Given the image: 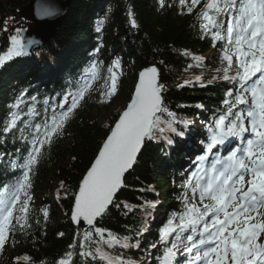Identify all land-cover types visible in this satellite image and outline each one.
Returning a JSON list of instances; mask_svg holds the SVG:
<instances>
[{"label":"trees","instance_id":"1","mask_svg":"<svg viewBox=\"0 0 264 264\" xmlns=\"http://www.w3.org/2000/svg\"><path fill=\"white\" fill-rule=\"evenodd\" d=\"M154 1L72 0L58 34L43 52L30 59L14 57L0 67V186L16 181L21 170L13 164L22 163L30 150L28 141L22 140L18 132L15 136L2 132L9 114L16 111L11 106L18 98L23 97L25 101L20 106L22 112H27L33 104L31 97L37 98L34 106L39 115L33 124H38L51 113L44 100L58 105L67 93L77 90L90 67L91 53L94 61L101 64L102 74L107 72L115 53L129 63L132 74L150 65L158 68L160 84L164 86V106L175 113L177 123L174 127L182 135L166 132L148 141L138 164L126 176L125 187L113 207L96 226L105 230V240L108 233H112L128 237L130 244L138 243L139 247L108 248L93 230L96 243L88 249L100 247L133 264H159L163 249L157 243L161 227L155 215L163 213L168 220L172 213L182 208L183 191L175 187L169 173L175 154L187 135L184 130L203 110H210L213 119L218 116L225 107L226 92L235 88L222 78L223 42L213 41L211 36L203 34L201 27L197 28L202 22L198 13L205 0H201L190 14L179 0H165V6L159 4L158 8ZM29 2L0 0V55L11 46L10 37L23 27L21 13ZM108 2H112L109 8L106 7ZM103 11L108 20L102 33L104 46H101L96 41L100 32L96 31L95 21ZM133 19L136 27L132 26ZM195 55L200 56V62L193 58ZM134 77L131 75V79L123 83L126 99ZM110 108L111 104L101 100L100 92L91 91L67 123L63 135L54 138L50 147L46 146L43 158L31 174L30 226L24 229L17 226L6 250L0 253V264H57L69 251L76 253L72 264H101L98 258L79 256V245L85 242L84 233L74 229L70 214L79 184L114 122L111 118L101 125L95 115L108 113ZM168 139L172 140L171 144ZM157 200L155 208L146 207L148 202L156 205ZM43 210H47V218ZM154 243L155 248L152 247ZM71 244H76V249H70ZM181 252L177 254L178 264H184ZM25 255L30 261L18 262V258Z\"/></svg>","mask_w":264,"mask_h":264},{"label":"snow or ice","instance_id":"2","mask_svg":"<svg viewBox=\"0 0 264 264\" xmlns=\"http://www.w3.org/2000/svg\"><path fill=\"white\" fill-rule=\"evenodd\" d=\"M179 3L190 14L201 0H179ZM160 4L164 7L165 0H160ZM42 13L51 15L52 11L43 8ZM198 17L203 34L223 42L222 60L227 66L222 78L235 88L226 92L225 107L209 126L205 154L198 157L200 166L183 184L182 208L172 213L159 230L157 243L163 249L159 264H178L177 254L181 251L188 254L186 264H264V0H205ZM103 23V20L97 23V32H101ZM131 23L137 26L134 19ZM19 32L10 37L11 46L0 55V67L14 57L29 55L36 43ZM101 67L98 62L92 63L77 90L67 93L62 103L50 105L44 100L51 113L41 123L33 124L39 115L34 106L35 96L31 97L33 104L27 112L20 108L25 103L23 97L11 106L16 111L9 114L2 132L13 136L18 132L22 140L28 141L30 150L22 163L13 164L21 175L15 182L0 186V253L6 250L10 234L17 226L21 229L30 226L31 174L43 158L46 146L50 147L54 138L63 135L76 109L93 91L94 82L103 81L101 100L116 95L120 62L117 60L107 68V76L101 75ZM233 70L234 74L229 75ZM163 88L155 67L140 72L131 102L111 128L75 195L72 220L94 228L108 248L139 247L138 243L130 244L128 237L112 233L105 240V230L95 227V222L113 204L125 173L133 167L145 142L166 132L182 135L174 127L175 113L164 106ZM24 116L28 119H23ZM232 141L238 143L226 156H213L214 149ZM168 143L172 140L168 139ZM155 206L154 202L146 205ZM43 215L47 218V210H43ZM83 240L87 243H80V257L98 258L101 264H133L100 247L88 250L96 243L91 230L85 231ZM76 247L69 245L70 249ZM75 254L65 253L57 264H72ZM20 260L29 262L30 257L25 255Z\"/></svg>","mask_w":264,"mask_h":264},{"label":"water","instance_id":"3","mask_svg":"<svg viewBox=\"0 0 264 264\" xmlns=\"http://www.w3.org/2000/svg\"><path fill=\"white\" fill-rule=\"evenodd\" d=\"M71 1L72 0H31L30 4L26 8L23 9L22 16L30 24L28 25L29 27L28 31L23 32L21 36L27 40H32L36 42L33 44L32 48L29 50V53L34 52L44 47L56 36V34L58 33L60 29L61 23L64 19L67 8L70 5ZM43 8L50 9L52 11V14L44 15L42 13ZM138 81H139V76H138ZM138 81H137V84H138ZM134 93H135V89H134ZM133 96L134 94L132 95V97ZM131 169H129V171L125 173V175H127L131 171ZM72 222L74 226L76 227L90 228V226H88L83 221H81L79 224L74 222L73 220Z\"/></svg>","mask_w":264,"mask_h":264},{"label":"rangeland","instance_id":"4","mask_svg":"<svg viewBox=\"0 0 264 264\" xmlns=\"http://www.w3.org/2000/svg\"><path fill=\"white\" fill-rule=\"evenodd\" d=\"M157 4H158L157 1H154V5L157 6ZM120 66H121L120 69L117 70L119 72V81H118L117 93H116V95H114L110 98H107L111 103L110 111L108 113H99V114L95 115L97 122L101 125H104L107 122V120L114 118L116 116V114L127 105V103H126L127 101L124 100V98L126 96V94H125L126 93V87L123 86V83L125 82V80L131 79V75H130L131 70L129 68H127L124 64H120ZM102 82L103 81L100 80V81L94 82V84L100 86L102 84ZM197 122L201 123L198 120H197ZM212 124L213 123H211V125ZM199 127H200V129H196V130H202L203 132H205L206 135H205L204 139L207 140V142H208L209 135H210L209 129L208 130L204 129L203 125H201V126L199 125ZM202 131H200V133ZM205 147H206V144H205ZM231 149H229V151ZM228 153L229 152L225 151L223 153V156L228 154ZM223 156H221V157H223ZM186 173L184 175H186ZM183 179L186 180V177L184 178V176H183L181 180H183Z\"/></svg>","mask_w":264,"mask_h":264},{"label":"bare ground","instance_id":"5","mask_svg":"<svg viewBox=\"0 0 264 264\" xmlns=\"http://www.w3.org/2000/svg\"><path fill=\"white\" fill-rule=\"evenodd\" d=\"M236 145V144H235Z\"/></svg>","mask_w":264,"mask_h":264}]
</instances>
